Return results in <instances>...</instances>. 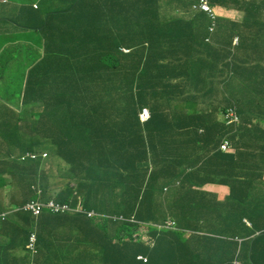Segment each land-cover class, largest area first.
I'll return each mask as SVG.
<instances>
[{
	"label": "trees",
	"instance_id": "1",
	"mask_svg": "<svg viewBox=\"0 0 264 264\" xmlns=\"http://www.w3.org/2000/svg\"><path fill=\"white\" fill-rule=\"evenodd\" d=\"M52 1H48L49 12L75 17V25L68 31L56 28L54 37H47L50 27L45 26L43 57L40 49L36 54L34 44L19 43L7 49L5 65L0 64V213L7 199L20 207L41 191L43 201L55 199L72 206L81 196L86 212L94 211L97 216L55 218L45 211L37 224L41 264H231V257L241 264H264V248L256 258L264 233L242 251L234 241L218 235L204 239L193 233L186 239L179 224L176 230L158 227L169 219L165 197L159 201L161 188H169L175 196L170 205L174 206L184 194L214 181L216 175L232 187L234 175L244 177L246 168L251 178H261L259 170L236 160L237 153L220 150L231 132L244 129L263 149L254 158L264 157V131L249 126L244 112L239 110L242 120L238 126L219 118L232 105L228 88H234L216 84L200 93L186 82L207 58L240 55L245 61L244 45L251 47L247 60L264 63V40L254 38L248 43L243 40L244 31L237 28L238 47L215 49L211 45L217 31L210 32L205 14L183 8L181 15L169 20L165 0ZM11 2L20 5L23 0ZM194 2L182 0L187 8ZM32 10L28 9L29 18ZM37 12L46 10L40 7ZM17 26L36 30L32 21ZM124 48L131 51L125 53ZM255 70L261 73L258 67ZM171 78L175 82L169 84ZM202 99L210 100L212 106L201 108ZM144 106L151 113L147 122L139 118ZM51 137L60 143V154L52 156L63 157L79 173L72 179L75 183L59 172L48 178L41 159L20 161L26 153L50 151L51 145L46 144ZM103 157L110 164L99 163ZM82 161L94 165L87 167ZM5 186H10L6 194ZM110 207L112 213L106 211ZM32 216L19 209L0 223V255L12 258L20 251L21 261L29 264L25 247L35 225ZM53 219L58 224L71 220L73 225L60 230L47 248ZM142 224H148L153 245L134 235ZM180 256L187 257V262H180ZM0 264L17 262L0 257Z\"/></svg>",
	"mask_w": 264,
	"mask_h": 264
},
{
	"label": "crops",
	"instance_id": "2",
	"mask_svg": "<svg viewBox=\"0 0 264 264\" xmlns=\"http://www.w3.org/2000/svg\"><path fill=\"white\" fill-rule=\"evenodd\" d=\"M39 1L44 0H27L26 2L23 0L20 5L10 3V0H0V64L5 65V60L9 56V50L7 49L13 43L31 46L34 44L36 54L37 50L40 49L43 57V34L45 32L44 22L46 16L44 13L36 15L35 19L28 16V9L32 8V4ZM168 2L165 0L163 3L167 4ZM216 3L218 5L216 7L217 13L221 18L216 28V40L213 41L215 44L211 47L215 49L223 47L224 50L229 51L230 42L237 36L235 34L237 28L244 31L246 36L243 40L248 43H251L254 38L264 40V0H226L225 2L221 0L220 2L216 1ZM61 4L62 2L58 5ZM223 6H229L230 8ZM43 7L47 13L49 10L47 3ZM51 7L53 6L51 5ZM184 9L189 10L192 14L197 13L192 9V6L187 8V5H185ZM184 15L183 12L182 16ZM49 18L51 21L50 30L46 31L47 37H54L59 30L56 29L58 27H66L68 31L71 26L75 25L76 19L75 17L68 18L65 16ZM31 21L36 26L34 31H26L17 26V24H27ZM248 50H251L250 45L242 47L245 55V62L242 65L246 68V78L242 84L233 86L234 90L228 88L229 103L231 101L238 103L244 101L250 108H252V105L253 107L257 105V109H252L257 110L259 114H264V63H253L247 60L246 57H249ZM232 57L233 59H240L239 57L243 56L234 55ZM256 67L261 69V73H256ZM3 84H5V81H3ZM164 104L166 106L169 104L167 99L164 100ZM208 105L210 104L202 103L201 107L207 108ZM262 123L264 124V121ZM257 129L263 131L262 126L257 127ZM230 136H234L235 141L233 143L236 147L240 146L238 150L237 148L235 151L233 149L230 153H237L236 160L251 166V170H259L260 179L257 176L251 178L249 176L251 171L246 168L244 177L237 178L234 175L232 179L234 187L230 184L229 186L224 185L221 182L208 183L201 190H192L190 193L184 194L182 201L174 206L170 205L175 201V196L169 193V188H161L162 197L159 198V201H162L165 197V205L169 211L168 220H172L176 228L179 224L185 229L186 239L193 233H195L193 235L204 239L218 235L229 240L235 239L232 241L239 245L242 251H247V248L250 247L249 243L256 236L264 233V157L258 160L254 158L255 153L263 149L261 146L256 145L251 137L247 138L249 135L244 132V129L239 134L231 132ZM250 139L252 143H249ZM99 163L110 164L106 157L100 158ZM54 170H60L59 166L56 165ZM217 170L224 174L218 168ZM172 208L174 209L172 210ZM142 231L148 232V226L142 228ZM223 246L227 248V244ZM257 248L256 258L258 261L264 248V242H258ZM243 258H245V255H243ZM234 259L235 257H231V261ZM178 260L186 263L188 259L185 256H180Z\"/></svg>",
	"mask_w": 264,
	"mask_h": 264
},
{
	"label": "clouds",
	"instance_id": "3",
	"mask_svg": "<svg viewBox=\"0 0 264 264\" xmlns=\"http://www.w3.org/2000/svg\"><path fill=\"white\" fill-rule=\"evenodd\" d=\"M26 1L27 0H25V2ZM48 1L44 0V1H39L38 3L36 2V3L32 4L33 10L30 11V13L33 15L34 19H35L36 15L42 14V13L37 12L40 9V7L42 8V6H44L47 3L48 7L50 8ZM166 1H169V0H166ZM172 1L173 2L169 1L167 4H165L166 7L169 8V20L174 18L178 14L181 15L182 14L181 11L184 10L182 0H172ZM216 1L220 2L221 0H196V2H194L192 4V9L194 11L201 12V13L205 14L207 16V19H209L208 23L210 24V32L211 33L216 30V28L218 27L219 19L221 18V17H219V14L217 13L216 7L218 5H217ZM225 1L226 0H224V2ZM10 3H13V2H11V0H10ZM177 7H180V8L177 9ZM223 7L230 8L229 6H223ZM44 15L46 16V20L44 22V27L46 26V29L48 30V28L50 27V21H51V19L49 17H54L56 15L49 12V10L47 13H44ZM206 42L211 43L210 38H207ZM239 43H240V38L238 36H236L231 41L232 48L234 49L235 47H238ZM18 44L19 43H13V44H11V46L9 48L16 46ZM222 48L223 47H219L218 49H222ZM123 51L125 53H128L131 50L124 48ZM170 51H172V50H170ZM173 52L177 56V53L175 51H173ZM166 54L169 56V59L171 61H174V60H172V57L170 56L169 53L166 52ZM232 56H234V55H231L224 60H220L217 57L207 58V60L205 62L198 65L197 71L195 73H192L188 76L187 82H186L187 85L192 87V91H198L200 93H204V92H208L211 90L208 87L213 89V87H215L216 84H221V86H220L221 88H224L226 86L233 87V86H237V85L242 84L246 78V68L244 67V65H242L245 61H242L241 59H233ZM222 64H223V66H222ZM173 65H176L175 61L173 62ZM28 71H29V69H28ZM173 82H175V81L172 79L169 84H171ZM200 102H201L200 107L202 106V103L210 104L212 106V103L210 100L202 99V100H200ZM251 107L257 109V105L254 107L252 105ZM252 108H250V106H248L244 101H241L239 103L238 102H232L231 106L227 107L225 110L220 112L219 118H221L227 125L238 126L241 124V120H242V117H241L239 110H241L242 112L248 110L247 112H244V117L247 118V120L249 121V126H256V127L262 126L263 131H264V124L262 123L264 121V116H263L264 114H259V112L257 110L252 109ZM145 113L148 114L147 117L143 116ZM203 113H205V112H202L200 114H203ZM150 116H151V113H150L149 106H144L139 113L140 120L142 122H147L150 119ZM261 118H262V120H261ZM233 133L239 134L240 131L236 130ZM230 137L231 136H229V138ZM249 137L250 136H248L247 138H249ZM229 138H225L221 142L220 150H222L224 152H230L233 149H234V151L236 150V147L233 144V142L235 141V138L234 139L231 138V140ZM56 140H57L56 137H51L49 140V143L46 144V145H51L50 151L46 150V152H43L42 154H39V155L36 153H26L23 157H19L20 161H25L26 159L32 160V161L36 160L37 158L41 159L42 161H44L43 168H44L45 175H47L48 178L52 177L54 174L59 172V170H54L56 165L58 166V164H59V161L55 160V158L59 159V157L58 156H56V157L52 156L54 154V152H57L60 154L59 149L57 147V145H59L60 143L55 144ZM244 142H245V140L243 141V143ZM249 143H252L251 139L249 140ZM54 149L57 151H54ZM231 153H234V152H231ZM13 158H15V157H13ZM47 171H53V172L48 173ZM203 174H204V177L207 178V176L205 175L204 172H203ZM223 179H224V177L222 175L213 176L214 181L208 180L205 183H203L202 186H198L197 189L201 190V188H204L206 184L216 183V182H221L222 184L229 186L228 184L224 183ZM7 182L13 183V180L8 179ZM9 187L10 186H7V190L4 189L5 194H6V191L10 190ZM13 189H15V188H13ZM75 193L77 194V192H75ZM41 196H42L41 191H38L37 197L35 199L29 200L23 206H20V207L17 206L14 202H10L9 199H7L3 205V208L5 211L0 213V223L2 221H4L8 215L18 211L19 209L24 210L26 212H29L30 214L33 215L32 217H33V221L35 222V225L33 227V231L30 233V235L28 237V241H27V244L25 247L27 252L30 255V258H31V260H29V264H41L42 260L44 259L43 257L37 258V256H38L37 224H38V218L45 211H48L51 214L55 215L56 216L55 218L70 216V219H71L73 217V215H75V214H86L88 216V218H93V219H95V217L97 216V214L94 211H89L88 213L86 212V210L84 209V205H85L86 200H85V198H82L81 196H80L81 198L77 197L78 202H77L76 206H72L70 204L71 202L62 203V202H59L55 199L43 201L41 199ZM14 204H15V208L13 210H9V208ZM32 207L39 208V213L36 214L34 212V209H32ZM34 219H36V221ZM54 219L52 220L51 225L49 226V230L47 232V234L51 235V236H48V238L46 239L47 248H49L50 244L53 243L54 237L57 236V234L60 230L65 231V229H67V228H68V230H70L71 226L73 225V223H71L70 220H67V219L61 220L59 224L53 223ZM0 225H2V224H0ZM153 225H157V224H153ZM145 226H148V224H142V228H144ZM158 227H162V228L165 227V228L173 229V230L177 229L172 220H167L164 225H162V226L160 225ZM142 228H139V230L134 235L140 236L145 243L153 245L154 241H152V239L148 235V232L142 231ZM159 229H161V228H159ZM223 239L229 240L225 237ZM231 240H235V239H231ZM20 253L21 252L19 251L16 254V256L12 257V258L4 257L2 255H0V257L5 262L14 261V263L17 262V264H25L21 261V258L23 255H21ZM138 259L146 261V259L143 256H139ZM50 262H48V264H51ZM231 264H241V263L237 258H235L231 262Z\"/></svg>",
	"mask_w": 264,
	"mask_h": 264
},
{
	"label": "rangeland",
	"instance_id": "4",
	"mask_svg": "<svg viewBox=\"0 0 264 264\" xmlns=\"http://www.w3.org/2000/svg\"><path fill=\"white\" fill-rule=\"evenodd\" d=\"M6 102H8V101H6ZM55 160L59 161V163L63 166V169H62V170H63L64 172H62V170H59V173H64L65 178H66L67 181L70 182V180H71V182L75 183V181L72 180V179H73V178H76V176L79 175V173H77L76 171L73 172L72 169H70V167H68V164H67V162L65 161V159H64L63 157H59V159H58V158H55ZM81 164H85L87 167H91V166L94 165V164H92V163L84 162V161H82ZM47 172H48V173H52L53 171H47ZM59 173H58V174H59ZM57 178H58V177H57ZM58 179H59V178H58ZM13 185H15V184H13ZM4 189L7 190V187L5 186ZM14 208H15V204L12 205V206L9 208V210H13ZM112 210H113V207H110V208H107L106 211L109 212V213H112ZM65 230H68V228L65 229Z\"/></svg>",
	"mask_w": 264,
	"mask_h": 264
},
{
	"label": "built area",
	"instance_id": "5",
	"mask_svg": "<svg viewBox=\"0 0 264 264\" xmlns=\"http://www.w3.org/2000/svg\"><path fill=\"white\" fill-rule=\"evenodd\" d=\"M143 116H144V117H147V116H148V114H147V113H145ZM32 209H34V212H35L36 214H38V213H39V208H34V207H32Z\"/></svg>",
	"mask_w": 264,
	"mask_h": 264
}]
</instances>
